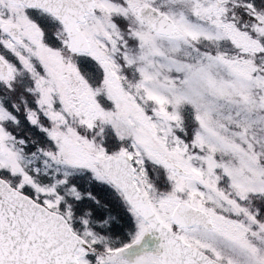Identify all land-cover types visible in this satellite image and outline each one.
<instances>
[{
  "label": "snow or ice",
  "instance_id": "snow-or-ice-1",
  "mask_svg": "<svg viewBox=\"0 0 264 264\" xmlns=\"http://www.w3.org/2000/svg\"><path fill=\"white\" fill-rule=\"evenodd\" d=\"M0 264H264V0H0Z\"/></svg>",
  "mask_w": 264,
  "mask_h": 264
}]
</instances>
